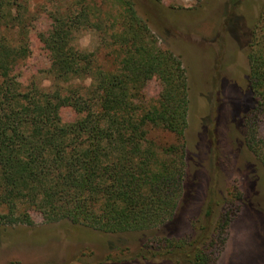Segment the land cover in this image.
Masks as SVG:
<instances>
[{
  "label": "trees",
  "instance_id": "1",
  "mask_svg": "<svg viewBox=\"0 0 264 264\" xmlns=\"http://www.w3.org/2000/svg\"><path fill=\"white\" fill-rule=\"evenodd\" d=\"M31 2L0 0V225L31 226L36 211L47 222L106 233L164 226L175 217L187 166L189 92L181 57L160 44L136 0H46L35 10ZM43 6L50 22L40 29L35 17ZM34 30L50 54L49 86L35 80L22 86L15 75ZM83 30L97 34L115 67L74 44ZM248 60L255 106L264 112V6ZM153 78L162 91L149 99L144 89ZM66 109L76 117L66 119ZM150 127L175 134L176 142L159 147ZM249 146L264 163V141ZM241 198L231 190L225 203ZM213 201L194 235H154L135 256L216 264L231 213L216 215Z\"/></svg>",
  "mask_w": 264,
  "mask_h": 264
},
{
  "label": "rangeland",
  "instance_id": "2",
  "mask_svg": "<svg viewBox=\"0 0 264 264\" xmlns=\"http://www.w3.org/2000/svg\"><path fill=\"white\" fill-rule=\"evenodd\" d=\"M45 1L32 0L31 9ZM136 2L160 44L181 57L188 76L187 166L175 217L143 232L106 233L68 220L47 222L33 211L31 226L0 225V264H173L163 257L147 260L135 254L143 245H152L148 240L154 235H194L200 224L195 223L211 199L216 201V215L223 209L231 213L228 239L216 264H264V163L249 146L250 141H264V112L255 106L248 60L264 0ZM35 18L40 29L48 27L45 6ZM36 33H30L29 55L15 70L22 86L32 80L51 83L45 72L50 54ZM74 44L94 52L101 66H116L94 31L77 32ZM161 91L158 78L144 89L149 99L158 98ZM63 115L76 117L70 109ZM149 137L159 147L177 140L160 127H150ZM235 189L242 198L227 206L225 199Z\"/></svg>",
  "mask_w": 264,
  "mask_h": 264
}]
</instances>
